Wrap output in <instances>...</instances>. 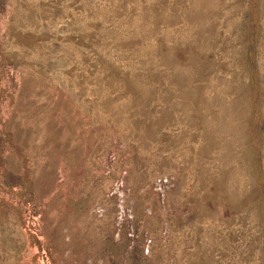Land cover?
<instances>
[{
	"label": "rangeland",
	"instance_id": "obj_1",
	"mask_svg": "<svg viewBox=\"0 0 264 264\" xmlns=\"http://www.w3.org/2000/svg\"><path fill=\"white\" fill-rule=\"evenodd\" d=\"M0 264H264V0H0Z\"/></svg>",
	"mask_w": 264,
	"mask_h": 264
}]
</instances>
